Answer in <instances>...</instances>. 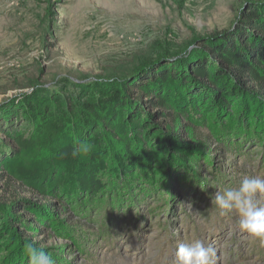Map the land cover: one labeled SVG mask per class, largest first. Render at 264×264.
Wrapping results in <instances>:
<instances>
[{
    "label": "rangeland",
    "instance_id": "rangeland-1",
    "mask_svg": "<svg viewBox=\"0 0 264 264\" xmlns=\"http://www.w3.org/2000/svg\"><path fill=\"white\" fill-rule=\"evenodd\" d=\"M252 1L0 0V125L18 127L0 134V264H30L26 243L55 264H175L177 244L195 240L213 264H264V240L212 204L264 178V113L249 132L237 107L250 100L192 107L191 77L159 87L175 127L118 109L140 105L125 93L133 72L164 56L180 71ZM14 193L48 211L41 231L13 213Z\"/></svg>",
    "mask_w": 264,
    "mask_h": 264
},
{
    "label": "trees",
    "instance_id": "trees-1",
    "mask_svg": "<svg viewBox=\"0 0 264 264\" xmlns=\"http://www.w3.org/2000/svg\"><path fill=\"white\" fill-rule=\"evenodd\" d=\"M191 53L194 54L193 57L185 61L180 71L176 70L178 66L169 62L159 66L163 61L162 58L168 60L166 56L143 64L124 82L125 93L140 105L129 106L124 102L123 105H118V109L127 111L130 108L145 116L150 122L156 119L160 120L162 125L175 127L178 111L169 104L164 96L165 92H158L159 87L172 80H180V77L184 81L186 77H191L198 85L195 92L200 94V98L202 97L200 101L192 102V107L203 104L209 108L215 105L213 111L222 113L221 105L238 101L237 97L245 101L250 100L248 105L237 107L243 114L240 116L241 125L245 126L244 129L248 126L250 132V129L256 127L255 124L251 126L250 118L254 116L255 118L251 120H256L257 115L262 116L264 113V105H262L264 102L262 101L264 98V0L248 2L231 30L196 41V47ZM44 96H47L46 92L38 93V97L34 99ZM75 103L76 100H73L71 107ZM65 105L66 103L61 104V106ZM149 111L155 113L154 117H150ZM103 121L105 126L109 127L110 123L107 119ZM17 128L11 126L6 130L0 125V134L12 141ZM184 132L179 130L174 137L177 138ZM203 138L208 139V136L203 135ZM251 138L252 136H249V139ZM6 186L10 188L9 183ZM37 191L45 196L44 189ZM11 195L13 213L23 212L19 217L23 223L41 231L38 228L39 224L41 225L39 217H48V211L37 206L35 202L20 198L15 193ZM41 212L43 215L40 214Z\"/></svg>",
    "mask_w": 264,
    "mask_h": 264
},
{
    "label": "clouds",
    "instance_id": "clouds-1",
    "mask_svg": "<svg viewBox=\"0 0 264 264\" xmlns=\"http://www.w3.org/2000/svg\"><path fill=\"white\" fill-rule=\"evenodd\" d=\"M259 197H264V178L245 177L237 186L219 190L212 204L218 206L222 215L235 213L241 231L264 240V203ZM25 249L30 264H55L49 254L33 244L26 243ZM215 255V249L201 240L180 242L175 249V264H213Z\"/></svg>",
    "mask_w": 264,
    "mask_h": 264
}]
</instances>
